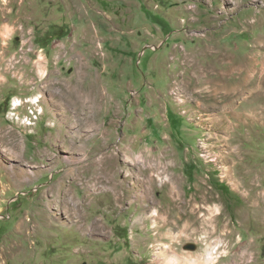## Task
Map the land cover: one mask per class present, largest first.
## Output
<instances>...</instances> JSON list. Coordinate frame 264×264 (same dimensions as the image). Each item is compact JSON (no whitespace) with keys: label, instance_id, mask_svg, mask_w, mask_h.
Masks as SVG:
<instances>
[{"label":"rangeland","instance_id":"rangeland-1","mask_svg":"<svg viewBox=\"0 0 264 264\" xmlns=\"http://www.w3.org/2000/svg\"><path fill=\"white\" fill-rule=\"evenodd\" d=\"M0 264H264V0H0Z\"/></svg>","mask_w":264,"mask_h":264},{"label":"bare ground","instance_id":"bare-ground-1","mask_svg":"<svg viewBox=\"0 0 264 264\" xmlns=\"http://www.w3.org/2000/svg\"><path fill=\"white\" fill-rule=\"evenodd\" d=\"M42 72H44V71H42ZM37 102H39V100H36V103ZM208 212H209V208H208ZM175 226L174 228H176V227H178L179 226V224H178V222H175V224H172V226ZM186 227V225H184V227H183V229ZM211 259V257L210 256H208L207 258H206V260H210Z\"/></svg>","mask_w":264,"mask_h":264}]
</instances>
